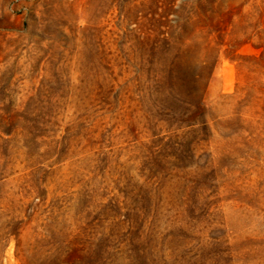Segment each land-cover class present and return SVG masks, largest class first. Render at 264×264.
Returning a JSON list of instances; mask_svg holds the SVG:
<instances>
[{
	"label": "rangeland",
	"instance_id": "1",
	"mask_svg": "<svg viewBox=\"0 0 264 264\" xmlns=\"http://www.w3.org/2000/svg\"><path fill=\"white\" fill-rule=\"evenodd\" d=\"M193 1L0 0V264H264V0Z\"/></svg>",
	"mask_w": 264,
	"mask_h": 264
},
{
	"label": "trees",
	"instance_id": "2",
	"mask_svg": "<svg viewBox=\"0 0 264 264\" xmlns=\"http://www.w3.org/2000/svg\"><path fill=\"white\" fill-rule=\"evenodd\" d=\"M160 0H152V9H158V2ZM164 1V10L162 13H160L161 16L165 17L164 13L167 12V8L170 7V4L174 3L175 0H163ZM186 2H189V0H184ZM226 0H194L193 4L194 7L198 10L197 15L200 16V22H204L205 20H208L210 24L209 27L211 28L210 33H216L217 37L219 39H224L225 35V24L224 22V14L227 11V9H223L224 11H220V8L224 7V3ZM210 13L211 17H206L207 13ZM222 17V20H215V16ZM224 24V25H223ZM223 45V43H221ZM199 104H203V100L199 101Z\"/></svg>",
	"mask_w": 264,
	"mask_h": 264
}]
</instances>
